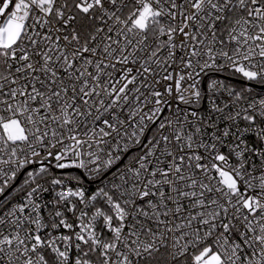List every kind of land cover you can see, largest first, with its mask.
Returning a JSON list of instances; mask_svg holds the SVG:
<instances>
[{
	"label": "snow or ice",
	"instance_id": "6c2138e0",
	"mask_svg": "<svg viewBox=\"0 0 264 264\" xmlns=\"http://www.w3.org/2000/svg\"><path fill=\"white\" fill-rule=\"evenodd\" d=\"M0 264H264V0H0Z\"/></svg>",
	"mask_w": 264,
	"mask_h": 264
}]
</instances>
